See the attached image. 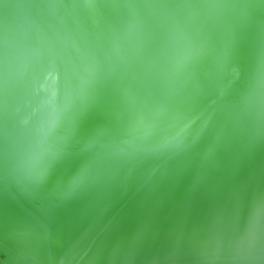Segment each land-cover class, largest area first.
<instances>
[{
  "label": "water",
  "instance_id": "1",
  "mask_svg": "<svg viewBox=\"0 0 264 264\" xmlns=\"http://www.w3.org/2000/svg\"><path fill=\"white\" fill-rule=\"evenodd\" d=\"M0 264H264V0H0Z\"/></svg>",
  "mask_w": 264,
  "mask_h": 264
}]
</instances>
